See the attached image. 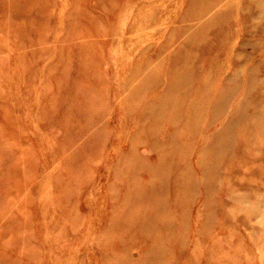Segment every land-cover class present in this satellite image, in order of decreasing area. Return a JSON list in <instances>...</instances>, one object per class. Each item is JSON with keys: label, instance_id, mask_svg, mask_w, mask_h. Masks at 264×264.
<instances>
[{"label": "rangeland", "instance_id": "rangeland-1", "mask_svg": "<svg viewBox=\"0 0 264 264\" xmlns=\"http://www.w3.org/2000/svg\"><path fill=\"white\" fill-rule=\"evenodd\" d=\"M187 1L0 0V264H111L122 255L138 262L145 251L162 248L148 236L143 241L129 238L123 214L135 169L131 153L154 163L165 148L152 150L151 141L166 145L173 130L168 119L154 120L150 104L173 83L168 72L175 65L172 54L186 38L179 27ZM246 1L214 0L207 17L225 12L234 15L233 21L250 18L245 26L225 23L233 30L231 53L241 58L244 45H255L245 69L257 63L253 68L264 76L259 48L264 47V32L259 31L264 13ZM214 56L221 77L238 69L223 55ZM155 77L158 83L144 89L136 102L134 85ZM186 108V103L180 108L178 133ZM221 119L209 133L221 130ZM150 127L155 129L152 139L145 131ZM240 136L213 176L217 192L209 204L216 226L210 232L202 230L207 221L203 184L201 192L193 188L194 180L202 178L196 162L200 143L166 172L167 205L175 197L177 174L187 189L179 209L156 214L173 223L168 230L158 228L169 235L168 264H264V224L259 230L253 222L252 229L242 220L253 212L256 196L264 195L252 172L260 154L251 162L241 159ZM174 142L177 153L184 151L180 136ZM228 164L237 171L225 173ZM233 172L236 181L251 178L246 189L254 192L245 195L247 200L227 204L225 190ZM146 178L140 167L137 181Z\"/></svg>", "mask_w": 264, "mask_h": 264}, {"label": "bare ground", "instance_id": "bare-ground-1", "mask_svg": "<svg viewBox=\"0 0 264 264\" xmlns=\"http://www.w3.org/2000/svg\"><path fill=\"white\" fill-rule=\"evenodd\" d=\"M213 1H187V6L183 14L180 15V20L183 24L179 27V31L181 33L184 32L186 38L180 42L179 48L172 54L171 61L175 65L168 72L169 79L173 78V83H167L163 94L156 98L154 104H150V108L153 110L150 115L154 117V120L159 122L161 119H168L169 124L173 126L166 145H163L155 138L151 141L152 150L165 149L162 152L158 151L156 161L151 164L143 162L142 158L134 152L130 155L135 169L131 176L132 191L126 199L128 208L123 214L122 227L129 231L128 236L132 240L140 239L143 241L148 236L153 241H159L162 244V248L145 251L143 260L138 262H132L125 255H122L117 257L118 261H112L111 264H168L164 254L168 251L169 238L167 236L169 235L160 233V229L168 230L170 227L173 228V223L164 220L162 217H157L156 214L160 212L166 216L165 213L170 209H173L174 212L179 209L187 189L183 176L177 174L173 183V194L175 197L173 201H170V205H167L169 204L167 197L171 195V192L169 191L168 195L166 172L176 164L175 162L178 158H184L193 148H197L198 143H200V146L196 162L201 167L202 178L201 181L199 179L194 180L193 188L194 193L196 191L201 192L199 183L203 184L204 189L202 192L205 193L207 217L206 224L203 225V231L210 232L211 228L216 226L213 223L214 216H212L213 212L209 204L214 192H217L216 186L212 183L213 176H217L219 171L223 169L221 164L224 160L221 157L223 154L232 152L239 135L242 138L240 144L241 156L239 155L241 159L251 162L256 160L255 157L260 154V163L251 171L254 175H258L261 180V182L255 184L256 188L264 186V92H261V89L264 90V76L258 75L256 69L253 68L257 66V63L252 68L245 69L249 54L255 45L253 47L249 42L248 45H244L247 49H240L244 51H240L241 58H239L238 54L231 53L233 45L229 39L233 34V30L225 25V23L233 24L236 21L241 26H245L249 24L250 18L244 16L239 20L234 18L235 21H233L234 15L225 12H217L207 17V13L213 9ZM251 4H254L256 8L264 13V0L246 1L247 7L251 8ZM189 20H198V24L190 27V25L186 24ZM247 30L248 28L246 27V32ZM259 31L264 32V27L262 26ZM242 44H240L241 47ZM259 48L260 51H264V47ZM214 54L223 55L224 61L235 66L238 65V69L233 74L221 77V65H215ZM217 67L215 75L213 74V77H211L210 73ZM156 82L158 83L156 77L152 80L143 78L141 82H137L132 92L135 101L138 102L140 100L141 92L144 89H153ZM193 93H195L194 99H190L187 102V97ZM238 93L241 96L238 100L236 99L237 101L232 106ZM185 103L187 104L185 110L186 119L182 122L184 123L183 127L178 133L176 127L183 120L181 119L180 108ZM229 107H231L230 112L228 110ZM227 113L230 115L228 116ZM144 114H141V120L146 118ZM227 116L228 118L226 119ZM220 119L224 120L221 130L209 133L210 128ZM154 130L153 127H150L145 131H147V134L150 132V136L152 134L154 136ZM152 136L150 139H152ZM177 136H180L183 139V145L185 144L183 147L184 151L178 153L175 151L176 143L174 142ZM139 138L137 136L135 142H138ZM252 147L258 148L257 153L251 151ZM227 158L229 159V157ZM140 167L144 169L147 175V181L145 182H138L136 179V171ZM229 169L237 171L236 167L233 168L229 164L225 165V173ZM234 172L230 176L233 181L229 182L225 190L227 199L224 200V203L226 202L227 204L234 203L240 199L243 200L245 195L254 192L252 188L246 189V187L252 185V179L236 181ZM244 187L245 189H243ZM256 197L257 203L253 208V212L250 216L243 217L242 220L247 227L254 229V223H256L258 229L262 230L264 224V195L263 197ZM182 215V213L179 214L180 217ZM252 215H254V221L251 222ZM225 222L224 220V224ZM159 227L161 228L158 229Z\"/></svg>", "mask_w": 264, "mask_h": 264}]
</instances>
